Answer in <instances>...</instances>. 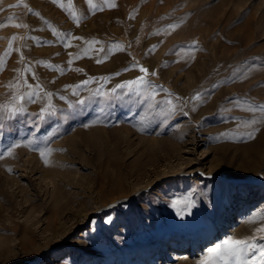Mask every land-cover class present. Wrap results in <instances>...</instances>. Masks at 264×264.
Masks as SVG:
<instances>
[{
  "label": "rangeland",
  "instance_id": "1",
  "mask_svg": "<svg viewBox=\"0 0 264 264\" xmlns=\"http://www.w3.org/2000/svg\"><path fill=\"white\" fill-rule=\"evenodd\" d=\"M108 2L93 0L92 11L72 0L77 24L54 0H0V105L19 79L21 93L25 80L52 93L56 110L41 121V98L11 118L0 112V152L21 145L0 159V264H26L45 248L39 264H179L171 242L194 245L197 264L213 240L260 226L244 221L264 207V122L240 125L264 118L247 110L264 105V0ZM136 62L155 106L92 95L144 75L126 71ZM169 99L177 108L165 115ZM30 142L52 149L50 163Z\"/></svg>",
  "mask_w": 264,
  "mask_h": 264
},
{
  "label": "snow or ice",
  "instance_id": "2",
  "mask_svg": "<svg viewBox=\"0 0 264 264\" xmlns=\"http://www.w3.org/2000/svg\"><path fill=\"white\" fill-rule=\"evenodd\" d=\"M54 2L59 3V0H54ZM87 3L92 11L97 10L98 5L93 3V0H87ZM104 3L107 7H115L114 4L108 2V0H104ZM18 6V5H17ZM59 6L67 11L71 18L78 24L79 19L77 18V15L75 11H72V0H69L67 8H65V5L63 3H59ZM9 20H12V17H9ZM4 25H0V27H3ZM16 27H20V25H14ZM179 25L172 24L169 25L165 31H171L175 30ZM58 36H61V34L57 33ZM61 38L67 39L64 36H61ZM16 37H12L11 40H9L8 49L5 51L4 56H8L11 54L12 49V40H15ZM78 39V38H77ZM96 43V42H92ZM70 46V44L68 45ZM91 47V44L89 45ZM112 48L123 50V47L121 45H112L108 51L111 53ZM195 49V43L188 46V51H192ZM16 51H19V49H16ZM97 51H103V49L97 50ZM149 51H152L151 49ZM88 49L84 50V54L87 55ZM78 58V57H77ZM23 56H21V61H23ZM72 61L70 60L69 63ZM98 63L102 62L101 60L97 61ZM4 63L3 57H0V70H2V65ZM38 64H42V66L48 67L49 69H52L54 66L48 65L43 62H37ZM133 68H138L139 72L143 73L144 75H141L133 80L125 81L121 84L116 85L114 88H112L110 91H103V86L100 88H97L93 91V96H102L106 101L111 99H123L125 96L132 97H143L145 100H151L153 101V105L155 106V86L151 85L150 82L146 79V76L148 75V70L145 69L142 66H139L138 62L132 64L129 69H126V71H130ZM23 72L30 73L31 72V66L30 64H25ZM119 75V73L117 74ZM151 75H156L155 72H152ZM35 79V76L32 77ZM107 80V78H105ZM91 80H85L82 82L81 85H77L76 88H80L83 86L88 85ZM9 89H14L13 95L9 101V103L0 105V112H6L8 114V117L11 118L12 116H15L17 114H22L26 111L25 104L27 103H34L37 99L46 98L47 104L44 105L41 108V111L39 113V119L43 121L46 116H54L56 114V110L54 106L51 103L52 99V93L45 92L43 87L39 84L31 85L28 84L27 81H24V87L26 88V91L20 92V81L19 79L16 82H10L8 85H6ZM162 91H166L161 89ZM73 94H78L75 90L73 91ZM201 94H197L196 96L192 97L193 101H199L201 99ZM177 102H179L180 98H175ZM80 105H84L86 101L84 99H81L78 101ZM164 104L167 106L166 111L164 112L165 115H171L175 112L177 108V104L173 103L171 99L164 101ZM248 111L256 112L259 111L262 114V117H264V105L253 107L251 105L247 108ZM264 122V118L262 119H251L244 121L242 125L243 127H251L252 125L258 124ZM3 125L0 124V127ZM225 135V134H221ZM247 138L251 139L254 138V132H248ZM218 139V137H217ZM46 143V142H45ZM20 144H14L9 146L6 151L0 152V159H4L5 157L11 156L13 153V149L16 147H20ZM29 147L33 148L34 150L38 151L41 158L44 160L45 164L47 165L50 163L48 160V157L52 154V149L48 147H39L36 143L30 142ZM8 171H11V169H8ZM191 207V205H189ZM245 223L253 224L257 223L260 224L259 227H257L254 231V234L251 236H244L242 238H235L234 236H227L223 240L215 242L212 246L207 247L205 250V253L200 257V259L197 261V264H264V207L259 208L256 212L252 213L250 216H248L245 221Z\"/></svg>",
  "mask_w": 264,
  "mask_h": 264
},
{
  "label": "bare ground",
  "instance_id": "3",
  "mask_svg": "<svg viewBox=\"0 0 264 264\" xmlns=\"http://www.w3.org/2000/svg\"><path fill=\"white\" fill-rule=\"evenodd\" d=\"M132 59H133V57H132ZM190 145H191V147L186 150V153L193 154L196 151V149H197V142L192 141ZM196 172H199V171L197 169H194V168H188L187 174H189L190 176L191 175H196ZM200 173H199V176H201L202 178H207V177L210 176V174L204 175V174H200ZM134 194H132V195H134ZM129 199L130 198L128 197V198H124V199L119 200V201L117 200V201L111 203L110 204V207L111 206H114L116 203H118L120 201H127ZM231 209H233V208L231 207ZM240 222L241 221H239V223ZM212 240L213 239H211L210 241H212ZM210 241H209V243H210ZM215 242H218V241L213 240L212 243H210V244L213 245ZM165 248L170 253L172 260H174V261H180L179 264H192L191 261L188 258H189L190 255L194 254V249H195L194 248V245H188L185 249H183V244H181V243L180 244H177V243L171 242ZM47 249L46 248L45 249H41L39 252H37V255L35 254L36 256L34 258H31L30 260L26 261L25 263L26 264H39L40 259L46 255V252L51 251V250H49V249L47 250ZM103 264H110V262L105 261Z\"/></svg>",
  "mask_w": 264,
  "mask_h": 264
}]
</instances>
